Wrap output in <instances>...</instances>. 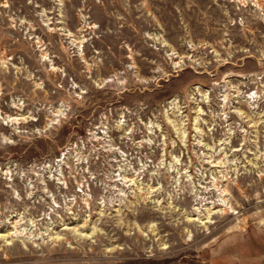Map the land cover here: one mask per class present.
Instances as JSON below:
<instances>
[{
  "label": "rangeland",
  "instance_id": "obj_1",
  "mask_svg": "<svg viewBox=\"0 0 264 264\" xmlns=\"http://www.w3.org/2000/svg\"><path fill=\"white\" fill-rule=\"evenodd\" d=\"M259 254L264 0H0V264Z\"/></svg>",
  "mask_w": 264,
  "mask_h": 264
},
{
  "label": "bare ground",
  "instance_id": "obj_2",
  "mask_svg": "<svg viewBox=\"0 0 264 264\" xmlns=\"http://www.w3.org/2000/svg\"><path fill=\"white\" fill-rule=\"evenodd\" d=\"M223 202L225 203V204H227V202H226V199L225 200H223ZM224 204V205H225ZM205 210H206V216L204 217V216H202L201 214H198V218L196 217V218H190V220L191 221H200L199 223L200 224H202V225H204V224H207V223H211V215L214 213V212H212L211 211V209H208L207 207L205 208ZM23 234V233H22Z\"/></svg>",
  "mask_w": 264,
  "mask_h": 264
},
{
  "label": "crops",
  "instance_id": "obj_3",
  "mask_svg": "<svg viewBox=\"0 0 264 264\" xmlns=\"http://www.w3.org/2000/svg\"><path fill=\"white\" fill-rule=\"evenodd\" d=\"M230 257V256H228ZM248 264H264V254H259L258 257H250L246 259Z\"/></svg>",
  "mask_w": 264,
  "mask_h": 264
}]
</instances>
